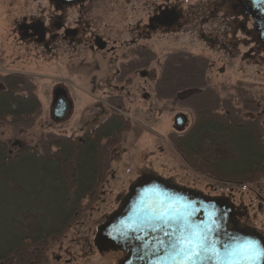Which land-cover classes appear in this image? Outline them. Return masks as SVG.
Listing matches in <instances>:
<instances>
[{"label": "trees", "instance_id": "1", "mask_svg": "<svg viewBox=\"0 0 264 264\" xmlns=\"http://www.w3.org/2000/svg\"><path fill=\"white\" fill-rule=\"evenodd\" d=\"M134 56L120 65L118 81L156 58L145 48ZM158 67L156 98L175 99L192 114L186 129L167 136L187 167L220 187L262 180L264 126L258 99L240 86L220 96L202 55L171 52ZM107 103L111 112L79 135L47 132L36 144L20 145L0 138V264H58L50 262V249L103 194L111 152L131 127L121 98L111 95ZM40 113L32 77L0 72V121L30 127Z\"/></svg>", "mask_w": 264, "mask_h": 264}, {"label": "rangeland", "instance_id": "2", "mask_svg": "<svg viewBox=\"0 0 264 264\" xmlns=\"http://www.w3.org/2000/svg\"><path fill=\"white\" fill-rule=\"evenodd\" d=\"M152 0H104L94 3L92 13L97 17L96 29L108 40L107 48L113 51H88L79 48L77 53L64 49L46 53L40 47L21 46L11 33L13 20L22 14L34 15L48 7L46 0H0V72H21L32 77L35 93L41 102V113L30 127L13 125L0 121V138L9 139L16 145L36 144L47 132L79 135L86 128H92L111 112L108 96H119L123 103V113L130 118L131 127L122 142L111 152V168L103 187V194L84 212L69 231L50 249V262L58 264H113L116 256L112 250L99 255L94 245L97 223L111 214L119 206L133 181L144 172L171 179L176 184L192 188L207 195H225L232 203L247 207L250 216L252 206L257 203L252 198L254 191L264 192V178L242 186L220 187L207 176L191 171L168 141V134L175 132L173 119L177 113L187 116L186 127L192 122L189 110L180 107L175 99L159 100L151 83L152 73L157 72L166 54L182 51L201 54L212 61L208 74L210 83L220 96L233 93V87H244L258 100L260 121L264 126V66L255 65L242 58L252 43L242 45L234 58L226 57L220 51L211 52L206 45L186 33L160 35L144 42L156 58L147 68L133 71L124 81L116 82L115 69L120 61L133 59L138 43H130L128 29L140 18L146 19ZM161 1V0H154ZM198 0H181L183 5ZM101 7V6H100ZM240 37V32H237ZM242 38V37H241ZM223 67L222 69H220ZM148 71L149 74H147ZM263 72V73H262ZM66 90L71 100L70 114L62 121L52 118L51 107L56 88ZM223 87L228 88L227 91ZM186 93V92H185ZM177 98V97H176ZM251 116L250 113L243 114ZM264 207V205H263Z\"/></svg>", "mask_w": 264, "mask_h": 264}, {"label": "water", "instance_id": "3", "mask_svg": "<svg viewBox=\"0 0 264 264\" xmlns=\"http://www.w3.org/2000/svg\"><path fill=\"white\" fill-rule=\"evenodd\" d=\"M64 4L81 0H48ZM242 12L253 21L258 41L264 45V0H237ZM71 100L64 88L55 89L51 113L55 121L70 114ZM187 116L177 113L176 131L186 128ZM177 217V219H171ZM198 231L204 248L191 261L176 247L184 223ZM253 242L259 255L239 260L230 255L242 242ZM94 245L99 252L120 250L125 256L118 264H264V238L240 228L234 204L226 197L206 196L169 179L147 173L131 183L119 206L97 227Z\"/></svg>", "mask_w": 264, "mask_h": 264}, {"label": "flooded vegetation", "instance_id": "4", "mask_svg": "<svg viewBox=\"0 0 264 264\" xmlns=\"http://www.w3.org/2000/svg\"><path fill=\"white\" fill-rule=\"evenodd\" d=\"M46 1L48 3L47 8L34 15L22 14L13 20L11 33L21 45L19 47H40L46 53L56 52V54L60 52L58 50L63 51L64 49L70 50L74 54L80 50L79 48L91 52L114 50L113 46L107 48L108 40L95 27L97 17L93 15L96 9L94 3L104 2V0H81L67 4ZM148 4H150V9L146 13L145 21L140 18L128 29L131 36L130 43L140 42L142 44L137 46L135 50L145 48L154 52L150 47L144 46V42L150 41L154 34L186 33L202 41L211 52L220 51L224 56L231 58L239 54L240 42L242 45L252 43V46L242 53V58L255 63V65L260 63L261 66H264V45L258 41L253 21L242 12L237 0H198L185 6L181 0H161L160 2L152 0ZM100 8H103L102 4L96 9L99 13H95L100 14L102 19L104 12H100ZM238 31L240 35L242 33L240 37L237 34ZM153 61L145 69H138V73L142 75L143 70H147ZM124 62L126 61H120L114 72L117 85L125 80V78L120 81L117 80L120 65ZM210 64L212 66V61H209V67H211ZM144 72L149 74L148 71ZM157 74L158 70L150 76L153 85ZM169 180L175 183L173 180ZM217 196L228 198L225 195ZM252 196L257 201L252 208H256L257 213L261 211L262 216L257 220L258 215L254 213L250 216L244 204L233 203L235 218L240 228L253 230L264 238V192L256 190ZM107 216H104L96 227ZM102 253H106V251L99 252V255ZM124 256L119 255L113 264H118ZM55 260L58 262L59 257H56Z\"/></svg>", "mask_w": 264, "mask_h": 264}, {"label": "snow or ice", "instance_id": "5", "mask_svg": "<svg viewBox=\"0 0 264 264\" xmlns=\"http://www.w3.org/2000/svg\"><path fill=\"white\" fill-rule=\"evenodd\" d=\"M171 219H177V217H171ZM204 239H206V237H201L200 232L192 230L191 226L185 222L181 235L178 237L176 247L179 248L185 260L191 261L200 255V250L208 251L207 248H204ZM230 255L239 260H253L257 258L259 253L253 242L245 241L237 244L232 249Z\"/></svg>", "mask_w": 264, "mask_h": 264}]
</instances>
